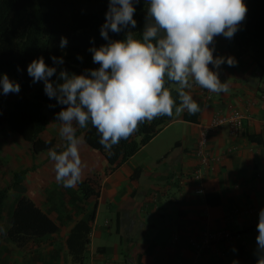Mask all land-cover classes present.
Masks as SVG:
<instances>
[{
  "label": "crops",
  "instance_id": "1",
  "mask_svg": "<svg viewBox=\"0 0 264 264\" xmlns=\"http://www.w3.org/2000/svg\"><path fill=\"white\" fill-rule=\"evenodd\" d=\"M215 52L235 58L236 64L225 63L219 69L221 81L229 84L227 93H214L207 102L203 88L194 85L188 90L202 109L197 122L186 120V111L176 115L113 172L106 173L107 166L96 168L87 157V146H80L87 165L82 181L93 176L92 190L97 192L87 201L78 185L64 188L55 177L48 187L34 180L28 185L40 164L50 161L48 151L33 154L22 137L0 129V191H6L0 216V264H71L67 237L75 222L92 213L87 264H256V225L264 208V71L250 51L223 36L215 38ZM235 110L245 117L241 129L236 135L226 126L208 133L210 154L222 160L214 171L203 170L202 181L196 182L193 174L200 165L196 148L203 128L217 113ZM59 128L54 121L48 126L51 138L62 143ZM252 135L261 143L250 141ZM20 171L27 174L18 192L10 185L13 173ZM49 173L54 175V168ZM200 188L203 194L197 193ZM20 196L46 213L58 232L31 239L23 247L11 242L6 232ZM205 230L227 231L233 237L197 251L191 241L199 240Z\"/></svg>",
  "mask_w": 264,
  "mask_h": 264
},
{
  "label": "clouds",
  "instance_id": "2",
  "mask_svg": "<svg viewBox=\"0 0 264 264\" xmlns=\"http://www.w3.org/2000/svg\"><path fill=\"white\" fill-rule=\"evenodd\" d=\"M138 3L140 0H108L100 27V36L107 43L88 49L98 68L81 74L61 68L57 75V67L47 65L43 57L27 66L33 83L43 81L48 98L62 106L56 121L65 147L59 152L49 148L48 157L56 182L64 188H76L87 167L80 152L85 141L77 135L78 129L91 125L100 137L99 144L113 154L114 146L133 136L144 122L185 111L189 115L200 112L188 91L194 85L211 93L229 91L219 69L225 63L235 66L236 60L214 55L215 38L234 37L246 19L244 0H145L147 13L139 38L129 30L125 39H111L110 32L119 34L136 27ZM67 45L68 39L62 36L59 47ZM51 59L56 65L64 64L62 56ZM54 75L56 81L51 80ZM169 84L175 85L179 104ZM19 92L18 82L0 74V95ZM256 229V264H264V208L258 213Z\"/></svg>",
  "mask_w": 264,
  "mask_h": 264
},
{
  "label": "trees",
  "instance_id": "3",
  "mask_svg": "<svg viewBox=\"0 0 264 264\" xmlns=\"http://www.w3.org/2000/svg\"><path fill=\"white\" fill-rule=\"evenodd\" d=\"M244 3L248 9L246 19L234 37L228 40L240 49L250 51L256 65L264 71V0H244ZM135 7L136 27L125 29L119 34L110 32L111 39L123 40L129 30L139 38L145 25L147 4L145 0H140ZM107 10L108 0H0V74H7L9 79L20 84V95L0 97V129L5 128L22 137L30 145L33 154L46 152L49 148L62 151L65 141L58 143L55 138H42L50 122H57L56 113L62 106L55 99L48 98L43 81L33 83L27 74V66L34 59L43 57L47 65L57 67V75L61 68L76 74L98 68L99 65L92 62V53L88 49L107 43L100 36V27L105 22ZM62 36L68 39L64 49L59 47ZM53 56H62L64 64H54L51 59ZM57 75L51 80L56 81ZM168 86L173 89L172 94L179 104L175 85ZM175 117V114L171 117L161 116L142 123L133 136L114 146L113 154L106 152L99 144L100 137L91 125L86 129H78L77 135L84 138L87 147L102 153L107 163L106 173L113 172L162 132ZM184 118L197 122L196 115L187 112ZM250 141L261 143V139L254 135L250 136ZM26 174L27 171L14 172L10 188L21 192ZM94 180L93 176L88 177L78 185L86 201L91 195L97 194L92 190L91 182L94 183ZM5 193V190L0 191V216ZM93 221L94 213L72 226L66 240L71 264H87ZM58 230L59 227L46 213L26 196H20L6 234L11 242L23 247L31 239L51 235Z\"/></svg>",
  "mask_w": 264,
  "mask_h": 264
},
{
  "label": "built area",
  "instance_id": "4",
  "mask_svg": "<svg viewBox=\"0 0 264 264\" xmlns=\"http://www.w3.org/2000/svg\"><path fill=\"white\" fill-rule=\"evenodd\" d=\"M216 56V52H214ZM214 93L209 92L206 89H203L202 96L203 99L209 102ZM244 114L238 110H235L229 114H221L217 113L214 118L212 119L209 126L203 128L201 135L199 137L197 148H196V155L199 159L200 165L198 169L194 172L193 178L196 182H201L203 178V170L214 171L216 166L222 160L221 156H212L209 152V138L208 133L211 131H217L220 128L228 127L232 135H236L242 127V122L244 120ZM198 194H203V190L200 188L197 191ZM249 211L253 212L254 209L252 207L249 208ZM233 237V234L227 231H217L212 232L209 230H205L199 240H192L191 246L197 250L201 251L208 245L223 241L229 240ZM177 241V238H175ZM174 264H181L179 262H175Z\"/></svg>",
  "mask_w": 264,
  "mask_h": 264
},
{
  "label": "rangeland",
  "instance_id": "5",
  "mask_svg": "<svg viewBox=\"0 0 264 264\" xmlns=\"http://www.w3.org/2000/svg\"><path fill=\"white\" fill-rule=\"evenodd\" d=\"M43 136H44L42 137L43 139H50L51 131L47 129L43 133ZM86 153H87V157H89V161L92 160L96 168L107 166L104 156L99 151L86 147ZM50 168H54L53 162L51 160L40 164L37 173L33 175V179L29 180L28 185H32V182L34 180V181H38V183H40L41 186L48 187L51 184L52 179H54L55 177V173L54 175L49 173Z\"/></svg>",
  "mask_w": 264,
  "mask_h": 264
}]
</instances>
